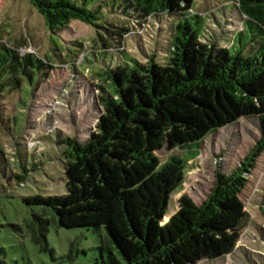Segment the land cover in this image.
Instances as JSON below:
<instances>
[{
  "label": "trees",
  "instance_id": "1",
  "mask_svg": "<svg viewBox=\"0 0 264 264\" xmlns=\"http://www.w3.org/2000/svg\"><path fill=\"white\" fill-rule=\"evenodd\" d=\"M108 1L93 0L90 8L88 0H30L53 33L71 20L102 28L96 20ZM111 1L120 3L107 12L119 17L105 20L110 40L102 37L103 46L122 60L99 73L109 90L101 88L102 112L95 130L83 142L63 140L67 192L25 198L42 208L29 225L31 238L47 249L49 225L57 221L65 228L105 229L99 264H195L219 258L237 240L244 217L239 194L248 168L264 151V0H234L243 15L239 37L245 35V25L252 37L247 46L240 38L241 47L233 53L199 38L201 16L190 12L193 0ZM165 16L184 20L170 27L163 58L126 55L128 38L143 37L135 28ZM22 46L0 42V92H16L35 77L37 90L53 69L48 59L21 53ZM242 117H257L260 128L244 161L228 174L217 172L201 203L182 195L178 209L163 223L187 161L198 156L210 133ZM164 145L182 149L184 155L160 164L155 152Z\"/></svg>",
  "mask_w": 264,
  "mask_h": 264
},
{
  "label": "rangeland",
  "instance_id": "2",
  "mask_svg": "<svg viewBox=\"0 0 264 264\" xmlns=\"http://www.w3.org/2000/svg\"><path fill=\"white\" fill-rule=\"evenodd\" d=\"M92 2L88 0L90 8ZM114 3L117 10L120 2L110 0L96 20L102 28L71 20L53 33L30 0H0V42L11 46L23 42L21 53L32 52L53 64L37 90H33L35 77L33 83L23 81L16 92H0V264H99L98 247L106 235L103 227L65 228L52 221L46 235L47 249H40L31 238L29 225L42 208L27 204L25 198L67 192V146L63 140L83 142L95 130L102 112L101 88L109 90L99 73L122 60L114 50L106 49L102 40H110L105 20L119 17L107 12ZM190 12L201 16L202 41H215L231 53L241 47L240 38L245 46L251 43L246 25L245 35L239 37L243 15L234 0H193ZM167 18L135 28L143 37L128 38L126 55L143 59L154 53L162 59L170 27L184 20ZM189 21L195 25L194 18ZM151 34L153 38L147 36ZM259 137L257 117H242L210 133L198 156L187 161L183 183L170 195L163 223L178 209L182 195L201 203L216 173L228 174L239 166ZM155 154L162 164L172 155L183 156L184 151L164 145ZM254 159L239 194L244 217L233 248L219 258H204L195 264H264V151Z\"/></svg>",
  "mask_w": 264,
  "mask_h": 264
}]
</instances>
